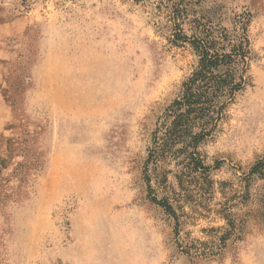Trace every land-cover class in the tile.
Instances as JSON below:
<instances>
[{"label":"rangeland","instance_id":"1","mask_svg":"<svg viewBox=\"0 0 264 264\" xmlns=\"http://www.w3.org/2000/svg\"><path fill=\"white\" fill-rule=\"evenodd\" d=\"M201 1L229 27L238 7L252 14L251 85L200 147L211 206L232 199L238 234L198 263L151 200L152 133L197 64L170 43L160 0H0V264H264V178L250 174L264 160V0ZM204 215L181 235L213 241L225 221Z\"/></svg>","mask_w":264,"mask_h":264},{"label":"trees","instance_id":"2","mask_svg":"<svg viewBox=\"0 0 264 264\" xmlns=\"http://www.w3.org/2000/svg\"><path fill=\"white\" fill-rule=\"evenodd\" d=\"M160 1L166 14L165 28L171 33L170 43L188 46L197 64L152 133L147 168L152 166L163 195L151 200L175 221L176 248L201 263L220 256L227 240L241 228L242 220L232 213L237 205L231 198L219 203L218 209L212 208L214 182L200 147L216 133L238 95L251 85L248 71L253 58L249 33L252 14L248 6L238 7L232 16L225 17L229 27L223 25L222 16L217 19L221 10L206 11L201 0ZM170 166L174 170H169ZM250 174L263 179L264 160ZM170 175L175 187L169 181ZM204 212L215 213L225 221L223 227L209 231L215 233L213 241L194 242L182 236L181 227L188 217L205 216Z\"/></svg>","mask_w":264,"mask_h":264}]
</instances>
